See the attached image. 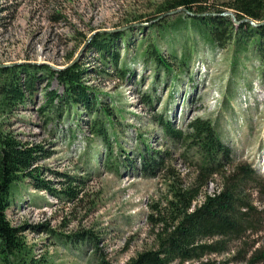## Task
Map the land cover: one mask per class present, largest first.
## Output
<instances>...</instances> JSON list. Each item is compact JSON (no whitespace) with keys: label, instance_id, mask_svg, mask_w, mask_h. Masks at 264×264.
<instances>
[{"label":"rangeland","instance_id":"obj_1","mask_svg":"<svg viewBox=\"0 0 264 264\" xmlns=\"http://www.w3.org/2000/svg\"><path fill=\"white\" fill-rule=\"evenodd\" d=\"M170 1L0 0V68L37 69L32 92L16 111L0 114V126L45 150L36 166L53 190L76 192L68 200L26 179L10 187L7 219L13 227L25 226L22 237L38 264H98L96 249L107 263L125 264L155 249V220L164 217L175 191L195 185L200 160L190 126L197 120L210 122L229 149L222 172L236 164L254 171L243 194L255 208L256 230L209 260L246 264L244 259L264 248V66L251 43L237 50L229 30L215 45L192 26V17L217 15L229 0H207L202 13L163 12ZM229 12L234 15H220ZM226 17L237 25L235 15V21ZM176 21L181 24L172 26ZM106 33L122 35L115 49L124 75L90 48ZM153 45L172 72L143 56ZM75 64L86 70L83 83L110 117L81 107L43 110L46 92L64 91L51 71ZM96 119L105 138L92 134ZM160 120L171 122L181 136L166 135ZM221 186L220 176L212 177L192 207Z\"/></svg>","mask_w":264,"mask_h":264},{"label":"trees","instance_id":"obj_2","mask_svg":"<svg viewBox=\"0 0 264 264\" xmlns=\"http://www.w3.org/2000/svg\"><path fill=\"white\" fill-rule=\"evenodd\" d=\"M207 0H171L163 12L186 9L194 13L206 12ZM224 10L217 11V15L207 14L203 17H192V26L211 44L221 45L226 31L235 36L238 51H245L251 43L253 50L264 66V0H229ZM231 10L239 25H234L230 17L222 16L224 11ZM189 17V16H188ZM245 19L257 22L252 26ZM181 24L176 21L172 24ZM122 35L106 33L98 35L90 43V48L96 52L102 63L110 64L119 72L126 74L124 68L118 67L119 54L116 41ZM145 58H150L157 68L164 67L172 72V66L161 56L157 46H150L144 52ZM182 63H185L184 57ZM37 69L32 66L19 68H0V114L16 111L23 105L26 93L32 92L37 80ZM86 70L79 64L65 68L51 76L62 84L64 91L45 93V105L53 110L72 109L81 107L83 111L91 113L101 111L107 117L110 112L101 106L98 95L83 83ZM102 107V108H101ZM163 132L177 139L181 132L175 130L168 120H160ZM190 129V135L195 148L198 150L200 163L195 185L188 190H177L166 204L165 213L159 220L160 225L155 234L157 247L137 253L125 264H213L208 257L225 253L232 241L241 240L248 231L256 230L255 208L246 202L243 191L247 183H252L254 171L246 164H236L228 172H222L219 167L228 163L229 149L221 143L210 122L197 120ZM92 134L105 138L106 131L96 119L91 125ZM45 150L39 145L27 144L11 133H6L0 126V264H38L29 257L30 250L22 237L25 226L13 227L7 219L6 211L10 207L9 193L12 184L21 180H28L35 189L52 190L56 196L64 194L68 200L76 198L73 188L53 190L51 181L41 178L42 169L36 166L41 157L46 156ZM220 176L222 186L212 194H205L201 203L197 201L201 190L212 181V177ZM261 214L257 212V214ZM41 229L44 226L32 227ZM244 238V237H243ZM88 237L81 236L80 241L87 242ZM94 252L98 264H109L99 254ZM246 264H259L264 261V248L251 253Z\"/></svg>","mask_w":264,"mask_h":264},{"label":"water","instance_id":"obj_3","mask_svg":"<svg viewBox=\"0 0 264 264\" xmlns=\"http://www.w3.org/2000/svg\"><path fill=\"white\" fill-rule=\"evenodd\" d=\"M185 11V10H184ZM223 16H231L232 17V19L235 21V17H234V15L232 14V13H225ZM236 22V24L238 25L240 22H237V21H235ZM244 22H249L248 20H244ZM253 24V23H252ZM253 26H257V25H255V24H253Z\"/></svg>","mask_w":264,"mask_h":264}]
</instances>
